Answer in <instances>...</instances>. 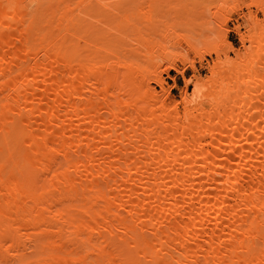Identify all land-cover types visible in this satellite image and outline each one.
<instances>
[{
  "label": "bare ground",
  "instance_id": "bare-ground-1",
  "mask_svg": "<svg viewBox=\"0 0 264 264\" xmlns=\"http://www.w3.org/2000/svg\"><path fill=\"white\" fill-rule=\"evenodd\" d=\"M88 1L0 0V264H264V38L198 47L136 10L118 52L78 32ZM180 37L216 57L178 101Z\"/></svg>",
  "mask_w": 264,
  "mask_h": 264
},
{
  "label": "rangeland",
  "instance_id": "rangeland-1",
  "mask_svg": "<svg viewBox=\"0 0 264 264\" xmlns=\"http://www.w3.org/2000/svg\"><path fill=\"white\" fill-rule=\"evenodd\" d=\"M78 1L76 0V3ZM260 3L264 5V0H89L85 3L86 9L78 32L88 29L92 39L105 32L108 34L107 37L100 40L116 51L123 52L121 50L123 46L119 41L123 34L121 30L128 27L127 23L129 22L126 23L122 15L141 10L143 14L141 15L139 12L140 18L132 20L137 19L135 24L137 23L144 29L149 27L147 30H155L156 33L162 32L167 25L178 24L180 17L187 16L186 18H190L188 20L191 21H189L191 24L188 22L189 24L187 23L185 26L187 28L189 26L191 29L188 30L185 26L181 29L179 25L178 28L181 29L180 33L183 35L190 34L188 36H192V40L198 47L208 44L223 48V43L227 42L232 44L236 50L245 51L246 48L252 49V43L246 40L243 44L240 34L247 35L256 31V39L264 38V31H262L264 9L260 8ZM109 8L113 9L116 15H107ZM252 15L258 22L253 20ZM154 27L156 28L154 29ZM178 28L177 31H179ZM222 32H225L226 41L222 40ZM167 35L168 38H172L175 31H170ZM174 40L176 41V39L169 41L170 49L175 47L173 50L177 49L179 45ZM179 42L184 47V53L188 54L190 58L192 57L193 65L184 60H176L175 68L165 69V62H162L161 69L159 68L163 86L169 89L168 98L178 101L181 99V91L185 87L187 79H190L187 85L188 93H190L195 82H201L210 75V68L216 57L214 52H205L200 59L193 49L187 46L185 39L180 37ZM157 53L161 55L162 50L157 49ZM227 55L233 56L234 51L229 50ZM222 57L224 58V55ZM140 59L143 60L142 57ZM150 85L157 91H161V86L154 80L150 81ZM179 106L181 108L182 103Z\"/></svg>",
  "mask_w": 264,
  "mask_h": 264
}]
</instances>
